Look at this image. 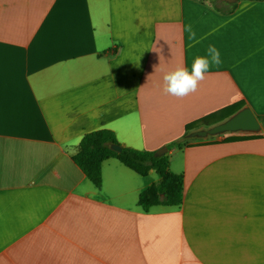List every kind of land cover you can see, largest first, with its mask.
Returning <instances> with one entry per match:
<instances>
[{"label":"crops","instance_id":"obj_1","mask_svg":"<svg viewBox=\"0 0 264 264\" xmlns=\"http://www.w3.org/2000/svg\"><path fill=\"white\" fill-rule=\"evenodd\" d=\"M209 45L220 65L164 94ZM238 101L258 136L167 150L180 206L138 204L153 169L110 157L96 187L72 158L87 132L156 150ZM0 264H264V0H0Z\"/></svg>","mask_w":264,"mask_h":264},{"label":"trees","instance_id":"obj_2","mask_svg":"<svg viewBox=\"0 0 264 264\" xmlns=\"http://www.w3.org/2000/svg\"><path fill=\"white\" fill-rule=\"evenodd\" d=\"M244 103L238 101L217 111L204 115L185 125V131L200 125H209L225 118ZM258 136L257 134L238 135L232 134L226 140H239ZM191 141L205 140H176L166 145L167 150L173 146L181 147ZM114 142L120 144L113 131L109 129H98L87 132L79 142L77 152L72 156L76 164L86 174L87 178L96 186L101 185V165L110 157L118 159L123 165L140 175H146L149 170H155L158 180L140 192L138 204L143 209H149L154 205H164L177 207L182 203V175L172 173L169 170V160L167 153L160 156L154 154L155 150H139L127 146H122V150L117 153L111 150L107 143Z\"/></svg>","mask_w":264,"mask_h":264},{"label":"water","instance_id":"obj_3","mask_svg":"<svg viewBox=\"0 0 264 264\" xmlns=\"http://www.w3.org/2000/svg\"><path fill=\"white\" fill-rule=\"evenodd\" d=\"M231 3L235 0H226ZM261 132L259 120L248 105H242L236 111L209 125H200L185 131L176 139L177 142L185 140H206L215 136L225 134H258ZM108 147L119 153L122 146L118 143L109 142ZM167 152L166 145L156 149L154 154L160 156Z\"/></svg>","mask_w":264,"mask_h":264},{"label":"clouds","instance_id":"obj_4","mask_svg":"<svg viewBox=\"0 0 264 264\" xmlns=\"http://www.w3.org/2000/svg\"><path fill=\"white\" fill-rule=\"evenodd\" d=\"M186 30L189 33V40L199 43L192 26L188 25ZM220 63L219 50L214 45H209L206 55L197 56L192 60L190 69L181 65L163 75V93L175 97H184L195 92L199 82L205 79L209 69L212 66H219Z\"/></svg>","mask_w":264,"mask_h":264}]
</instances>
